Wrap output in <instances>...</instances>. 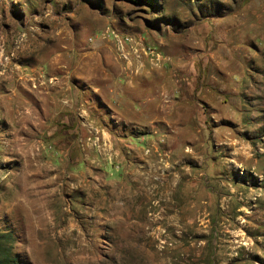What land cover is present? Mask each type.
I'll use <instances>...</instances> for the list:
<instances>
[{"label":"rangeland","instance_id":"rangeland-1","mask_svg":"<svg viewBox=\"0 0 264 264\" xmlns=\"http://www.w3.org/2000/svg\"><path fill=\"white\" fill-rule=\"evenodd\" d=\"M153 2L0 0L19 264H264V0Z\"/></svg>","mask_w":264,"mask_h":264},{"label":"trees","instance_id":"trees-1","mask_svg":"<svg viewBox=\"0 0 264 264\" xmlns=\"http://www.w3.org/2000/svg\"><path fill=\"white\" fill-rule=\"evenodd\" d=\"M151 7H157L153 0H142ZM12 235L9 233H0V264H19L16 256L12 253Z\"/></svg>","mask_w":264,"mask_h":264},{"label":"bare ground","instance_id":"bare-ground-1","mask_svg":"<svg viewBox=\"0 0 264 264\" xmlns=\"http://www.w3.org/2000/svg\"><path fill=\"white\" fill-rule=\"evenodd\" d=\"M23 46V45H22ZM22 50V49H21ZM23 51V50H22ZM1 53V52H0ZM12 56V55H11ZM3 57V56H2ZM9 60V59H8ZM9 62V61H8ZM10 63V62H9ZM4 64V63H3ZM8 64V63H7ZM7 64H6V66H7ZM10 65V64H9ZM7 72V71H6ZM18 72V71H17ZM12 75V74H11ZM1 76H4V74L3 75H1ZM4 80V79H3ZM23 81H24V79H23ZM23 85V84H22ZM21 85V86H22ZM47 85V84H46ZM43 87V86H42ZM47 87V86H46ZM23 88V87H22ZM35 88V87H34ZM45 89V88H44Z\"/></svg>","mask_w":264,"mask_h":264},{"label":"crops","instance_id":"crops-1","mask_svg":"<svg viewBox=\"0 0 264 264\" xmlns=\"http://www.w3.org/2000/svg\"><path fill=\"white\" fill-rule=\"evenodd\" d=\"M119 93V92H118ZM100 102H101V100H100ZM131 104V106H133V103H130ZM104 105V104H103Z\"/></svg>","mask_w":264,"mask_h":264}]
</instances>
